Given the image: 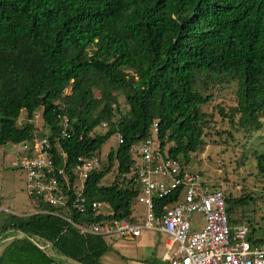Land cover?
Returning <instances> with one entry per match:
<instances>
[{
    "label": "trees",
    "instance_id": "trees-1",
    "mask_svg": "<svg viewBox=\"0 0 264 264\" xmlns=\"http://www.w3.org/2000/svg\"><path fill=\"white\" fill-rule=\"evenodd\" d=\"M229 89L232 105L221 98ZM209 102L215 104L206 112L202 105ZM37 111L48 133L34 124ZM64 117L68 136L61 137ZM263 119L264 0H0V148L47 136L52 152H63L55 153L54 163L70 174L77 157L97 153L99 165L82 195L106 204L104 213L72 208V184L62 190L68 208L30 195L35 211L3 224L21 236L3 246L0 264H104L116 238L80 233L73 223L137 220L138 156L131 145L152 137L154 123L162 156L188 164L211 131L244 152ZM112 136L116 145L105 152L102 145ZM250 155L264 179V149ZM113 171L111 182L102 184ZM206 184L223 190L229 216L258 200L245 185L236 195L235 183ZM178 198L179 190L154 199L156 214ZM250 234L264 240L251 227Z\"/></svg>",
    "mask_w": 264,
    "mask_h": 264
},
{
    "label": "built area",
    "instance_id": "built-area-1",
    "mask_svg": "<svg viewBox=\"0 0 264 264\" xmlns=\"http://www.w3.org/2000/svg\"><path fill=\"white\" fill-rule=\"evenodd\" d=\"M63 125L61 137L68 136L66 117ZM153 132L152 137L131 145L138 156L134 177L138 194L135 200L145 204L146 218L141 223L128 217L84 226L73 223L78 231L107 238L136 237L142 230L158 231L166 237L163 258L167 264H264V240H253L249 225L227 214L223 190L209 187L202 175L192 170L189 164L162 156L157 123L153 124ZM118 142H122L120 137ZM52 149L47 136L35 135L30 141L20 143L19 157L14 165L25 174L28 194L41 198L48 205L68 208L69 195L62 190L72 184L77 189L72 208L84 212L89 207L97 213H104V202L88 201L82 195L85 179L99 165V155L77 157L70 174L54 163L55 153L63 155L61 149L57 147L55 153ZM177 190L178 200L164 205L163 211L157 215L154 199L168 197ZM194 213L203 217L202 227L196 230H192L191 222ZM66 219L70 221L68 217ZM175 243L177 247L170 253Z\"/></svg>",
    "mask_w": 264,
    "mask_h": 264
},
{
    "label": "rangeland",
    "instance_id": "rangeland-1",
    "mask_svg": "<svg viewBox=\"0 0 264 264\" xmlns=\"http://www.w3.org/2000/svg\"><path fill=\"white\" fill-rule=\"evenodd\" d=\"M229 90H223L221 98L224 99L227 105L233 104V93ZM68 91V89H66ZM94 95L99 96V91L94 90ZM119 104L121 105L122 111H125L127 105L125 99L120 92L115 93ZM215 102H209L202 105V109L206 112H211ZM23 114L19 116V120H22ZM218 115H216L217 117ZM219 120V117H217ZM34 124L39 131L42 133H48L49 128L45 126L40 118V112H35ZM219 129H229L227 124H218ZM98 132L103 133L105 128H97ZM211 135L206 137V144L194 156L190 158L188 163L190 168L196 172H200L203 179L210 185L216 182L220 183L222 188H226L235 183L236 187H231L232 193L240 195L241 186L245 185L251 191L255 193L258 200L256 203H249L241 212L247 217L244 219H238L239 222H243L249 227L254 229V236L256 238H264V179L256 176L255 161L251 157L250 153L252 150L264 149V119L263 126L260 131L253 132V136L246 145L244 152L241 151L237 146L233 145L229 139L224 141L226 135L223 134L218 136L215 131H211ZM236 138L243 141L244 138L236 134ZM117 136H112L108 141L102 145V149L107 152L109 147L116 145ZM20 144L13 145L6 143L0 148V248L12 237L21 236V234L14 230L4 231L3 224L6 223L7 219L12 216H23L35 211V203L32 201L30 195L27 192V186L25 183V174L21 168L15 166L14 163L17 161L19 155L17 149ZM244 155V156H243ZM107 173L102 179V184H109L112 180V174ZM133 215L137 218L138 222H142L146 216V206L138 200H134L132 204ZM193 222L192 230L201 228L203 225V217L199 213H194L191 217ZM196 223V226L194 225ZM137 240L129 238L128 240L116 238L112 244L109 252L105 256H112V260L108 264H135L140 262L142 256L147 253H157L161 248V242L159 245L152 247V250H144L143 247L137 246ZM177 243H175L170 253L175 250ZM130 250V251H129ZM53 253V252H52ZM135 255L137 259L130 260V257ZM148 255V254H147ZM157 255V254H156ZM55 258L57 256L54 253ZM104 256V257H105ZM103 257V261H104ZM59 261L62 259H58ZM154 264H166L164 260L152 258L150 260ZM62 264V263H61ZM70 264V263H69ZM105 264V263H104Z\"/></svg>",
    "mask_w": 264,
    "mask_h": 264
},
{
    "label": "crops",
    "instance_id": "crops-1",
    "mask_svg": "<svg viewBox=\"0 0 264 264\" xmlns=\"http://www.w3.org/2000/svg\"><path fill=\"white\" fill-rule=\"evenodd\" d=\"M129 238L136 239L137 240V244L136 245L137 246L139 245L140 247H143V249L146 250V251H148L149 249L152 250V247L154 249V246L159 245L158 242H161V245H162L160 247L161 249L157 253H154L155 250H152L150 254L146 252V255L142 256V259L140 260V262H136L135 264H154V263L150 262V260L152 258L164 260L165 263L167 264L166 260L163 258V255L165 254L164 243L166 241V237H165V235L163 233H160L158 231H153V230H142L140 235H138L136 237H123L121 239L128 240ZM3 246L0 248V252H1L2 248H3ZM107 252H109V251H107ZM105 254L102 256V262L105 263V264H108V263H110V260H112L113 257L109 256V255L105 256ZM128 254L130 255V257L129 256H127V257L130 258V260L137 259L135 255L131 256L130 253H128ZM103 257H104V261H103Z\"/></svg>",
    "mask_w": 264,
    "mask_h": 264
}]
</instances>
